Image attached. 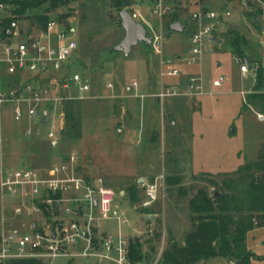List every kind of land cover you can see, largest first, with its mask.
Here are the masks:
<instances>
[{
    "label": "rangeland",
    "instance_id": "1",
    "mask_svg": "<svg viewBox=\"0 0 264 264\" xmlns=\"http://www.w3.org/2000/svg\"><path fill=\"white\" fill-rule=\"evenodd\" d=\"M150 1L133 0L129 11L140 13L151 35H159L161 26L164 39L152 50L133 48L129 58L108 55L125 35L111 0H79L57 10L43 6L19 17L28 27L38 16L48 15L74 31L79 49L68 72L80 75L91 90L82 102H69L51 112L44 127L41 119L17 123L9 107L0 108V169L44 170L76 155L80 175L92 182L102 179L116 194L114 210L121 221L101 222L100 237L117 239L120 231L129 244L137 240L142 253L137 264H153L172 241L183 246L193 228L190 202L201 194L214 202L217 213L231 215L234 222L254 215L256 225L260 220L245 203L253 185L264 181V122L257 116L264 112L256 103L247 104V96L256 90L255 79L253 74L248 78L241 74L229 34L233 31L246 39L243 49L250 65L263 64L264 3L193 2L188 7L177 6L161 25L149 16ZM4 7L0 17L15 16L10 5ZM200 9L228 10L231 16L218 26L220 44L206 43V51L195 56L190 15ZM174 18L185 25L184 33L171 32ZM161 57L180 72L178 78L163 80L167 86L186 88L195 75L201 78L207 95L158 102L154 96L162 89ZM219 78L226 82L216 89L212 82ZM133 82L137 88L128 91ZM107 84L114 89L105 88ZM71 113L74 118H69ZM53 123L55 139L50 140L47 136ZM141 179L144 185L139 184ZM147 184L157 188V198L143 208ZM131 187L137 189V201L131 199ZM150 214L157 217L155 222L145 220ZM16 222L0 198V234L21 229L22 224ZM253 229L245 243L254 256L250 264H264V223ZM80 248L81 243L75 251L81 252ZM199 263L231 264L222 258ZM52 264L108 263L76 257L58 258Z\"/></svg>",
    "mask_w": 264,
    "mask_h": 264
},
{
    "label": "built area",
    "instance_id": "2",
    "mask_svg": "<svg viewBox=\"0 0 264 264\" xmlns=\"http://www.w3.org/2000/svg\"><path fill=\"white\" fill-rule=\"evenodd\" d=\"M202 1L151 0L147 6L150 18L162 25L165 16L175 11L177 6L188 7L193 2ZM0 8L5 10L2 0ZM132 16L147 27L148 22L139 12ZM230 16L228 10L200 9L192 12L190 21L194 27L191 43L195 56L206 51V43L216 44L212 38L218 37V26ZM19 17L12 14L0 17V108L11 107L13 120L17 123L41 119L48 125L51 112L62 109L69 102H82L91 90L80 75L68 72L79 43L72 36L73 30L66 29L53 18L42 28L37 23L27 27ZM147 29L161 46L164 39L162 27L159 35H151V29ZM262 48L264 51V42ZM236 62L243 77L253 74L255 82L258 72L264 70V63L245 64L239 57H236ZM170 64L161 57L159 76L162 89L154 96L158 102L178 97L195 99L205 95L203 82L195 75L188 79L186 88L167 86L163 80L178 78L180 74L170 68ZM225 82V78H219L213 80L212 85L221 89ZM130 87L136 89L137 85L133 82ZM105 88L114 89L110 84ZM257 116L259 121L264 122V113ZM60 119L62 122L63 114H60ZM55 128L56 123H53L47 136L50 140L55 139ZM77 168V156L72 155L67 162L44 170L0 169L1 201L11 209L16 223L22 224L21 229L3 230L0 234V264L22 260L52 264L58 258L76 257L95 258L108 264H131L130 244L120 231L117 239L107 235L100 237L99 234L101 222L121 221L114 210L115 192L102 179L89 181L79 174ZM146 188L143 208H148L157 198L154 185L147 184ZM79 243L81 252H76ZM162 255L153 264H162Z\"/></svg>",
    "mask_w": 264,
    "mask_h": 264
},
{
    "label": "trees",
    "instance_id": "3",
    "mask_svg": "<svg viewBox=\"0 0 264 264\" xmlns=\"http://www.w3.org/2000/svg\"><path fill=\"white\" fill-rule=\"evenodd\" d=\"M79 0H2L10 5L14 15L24 17L28 11L48 6V9L57 10L60 7L70 5ZM133 0H111L112 6L119 12L129 10ZM264 3V0H260ZM264 16V12L262 13ZM176 16V15H175ZM51 18L48 15L38 16L36 22L38 26L44 28ZM8 22V21H6ZM173 24L179 22L173 19ZM231 52L240 59H247L244 47L247 41L243 36L230 31ZM249 61V60H248ZM250 62V61H249ZM255 93L247 96V104L256 103L261 106L264 112V70L258 72L256 79ZM69 118H74L70 114ZM249 200L245 203L252 214H257L260 222L253 223L254 215L241 217L234 222L231 215H225L221 211L217 213L214 202L207 195L201 194L198 199L190 202V208L193 213V228L187 235L183 246L177 245L174 241L164 251L161 259L162 264H200L211 259L222 258L229 262L239 261L241 264H250L254 257L251 251L247 250L245 245L247 235L253 231L255 226L264 223V181L254 184L251 191H248ZM131 199L137 201L136 187L130 188ZM245 205V206H246ZM225 211V210H224ZM255 222V221H254ZM130 262L137 264L142 260L139 242L135 240L130 243ZM7 264H40L35 260L10 261Z\"/></svg>",
    "mask_w": 264,
    "mask_h": 264
},
{
    "label": "water",
    "instance_id": "4",
    "mask_svg": "<svg viewBox=\"0 0 264 264\" xmlns=\"http://www.w3.org/2000/svg\"><path fill=\"white\" fill-rule=\"evenodd\" d=\"M118 18L121 20L122 23V29L125 32V35L123 37V40L114 46L108 53V55L113 54H121L124 55L126 58H129L133 48L142 46L143 48H146L148 50H152L154 46H160L159 43L156 42L155 38L151 37L149 34V31L147 27L141 23H138L130 13V11L124 10L118 13ZM185 25H183L181 22H176L175 24H172L170 27L171 32L173 33H184L185 31ZM213 42L216 44H220V39L218 37L212 38ZM245 64H248L249 61L247 59L244 60ZM47 114H44V117L46 118ZM47 122L43 121L42 127L46 126ZM234 132V130H232ZM140 185H144V180L139 181ZM218 195H215L217 197ZM95 205L97 206L96 198L94 199ZM157 219L154 215H145V220L147 222H155ZM231 264H241L239 261H232Z\"/></svg>",
    "mask_w": 264,
    "mask_h": 264
},
{
    "label": "crops",
    "instance_id": "5",
    "mask_svg": "<svg viewBox=\"0 0 264 264\" xmlns=\"http://www.w3.org/2000/svg\"><path fill=\"white\" fill-rule=\"evenodd\" d=\"M131 89H135V88H132V87H130L129 89H128V91H131ZM243 94V93H242ZM207 94H205L204 96H206ZM8 107V106H7ZM10 108V111H11V113H12V109H11V107H9ZM9 112V111H8ZM12 115V114H11ZM12 118H13V115H12ZM56 142L57 141H53L52 142V144L54 145V144H56Z\"/></svg>",
    "mask_w": 264,
    "mask_h": 264
}]
</instances>
